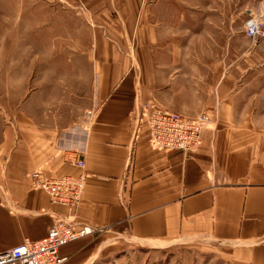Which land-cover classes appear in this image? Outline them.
Returning a JSON list of instances; mask_svg holds the SVG:
<instances>
[{
  "label": "crops",
  "instance_id": "crops-1",
  "mask_svg": "<svg viewBox=\"0 0 264 264\" xmlns=\"http://www.w3.org/2000/svg\"><path fill=\"white\" fill-rule=\"evenodd\" d=\"M262 1L0 0L3 36L16 23L37 37L63 26L57 44L34 48L36 67L48 62L50 75L23 77L16 90L0 77V250L43 240L67 218L35 184L77 172L60 151L71 147L85 150L88 176L70 219L103 232L63 248L66 264H113L126 242L161 249L183 240L264 264V41L252 46L237 24L242 13L263 12ZM75 16L91 32L88 51L75 44ZM86 51L97 86L89 134L77 127L84 105L74 103L76 93L86 102ZM44 90L65 91V100L48 103ZM147 102L207 114L200 149L152 148L137 125Z\"/></svg>",
  "mask_w": 264,
  "mask_h": 264
},
{
  "label": "built area",
  "instance_id": "built-area-1",
  "mask_svg": "<svg viewBox=\"0 0 264 264\" xmlns=\"http://www.w3.org/2000/svg\"><path fill=\"white\" fill-rule=\"evenodd\" d=\"M246 36L255 41L264 38V15L252 17L245 26ZM95 109L86 110L77 127L82 133L89 134L94 122ZM211 118L201 114L192 118L183 114L164 110L153 103H145L139 108L138 128L149 130V142L152 148L161 152L180 151L195 154L203 143L204 131L208 130ZM66 163L76 168L77 172L60 178H50L36 183L43 188L51 202L68 210L67 218H58L49 229L45 239L31 241L8 251L0 250V264H66L67 257L63 248L70 244L93 236L103 230L79 225L73 216L78 210L86 189L85 150L61 147ZM35 178L38 175L34 176Z\"/></svg>",
  "mask_w": 264,
  "mask_h": 264
},
{
  "label": "rangeland",
  "instance_id": "rangeland-1",
  "mask_svg": "<svg viewBox=\"0 0 264 264\" xmlns=\"http://www.w3.org/2000/svg\"><path fill=\"white\" fill-rule=\"evenodd\" d=\"M241 3V1H240ZM264 6V0L262 1ZM264 8V7H263ZM29 9L34 10V6H28ZM14 11V10H13ZM17 13L18 11H14ZM241 13H237V15ZM264 15L263 12L259 13L254 10L242 13L240 19H237V24L245 29L247 22L254 16ZM13 18V17H12ZM13 20V19H12ZM16 26L12 27L10 35L3 36L0 34V77L3 75L9 76L10 80L14 82L11 85V88L16 90L18 87V80L23 79V77H36V76H45L50 75L52 70L44 69L42 65L47 64L41 63L36 67V55L35 47L39 46H50L52 44H57V39L54 36L61 35L62 25H58V31L50 34L51 27L44 26L42 36H36V31H28L27 36L19 32ZM13 25V23H12ZM75 44H82L85 41L86 49L89 48L88 45L92 41L91 32L86 28V23L81 20L79 17L75 16ZM49 30V31H47ZM246 30V29H245ZM246 34V31H245ZM251 40V39H250ZM264 41V38L257 39L255 41L251 40V45L257 47V45ZM58 43H61L59 38ZM132 45L135 48L137 42L132 39ZM79 44V45H80ZM88 51V49H87ZM86 51V102H82L80 95L76 93L75 95V106H82V114L84 116L85 111L93 108L94 95L97 90L96 84V70L93 68L91 63L92 57L91 54ZM81 53H75V56H79ZM130 55V53H129ZM132 55V54H131ZM45 56V54H44ZM62 57V56H61ZM65 59V55H64ZM81 60V58H79ZM76 58V60H79ZM62 61V58H55L54 61ZM93 61V60H92ZM66 70H57L54 71L53 75H65ZM33 82V81H32ZM36 88L35 84H31V89ZM65 91L59 92L56 96V92L53 94L51 90H44L40 95L45 96L49 101L54 100V103L57 100L62 99L66 96ZM64 95V96H63ZM80 101V102H79ZM71 101H68V117L72 114L74 110L71 109ZM148 103V102H147ZM150 103V102H149ZM145 104V103H144ZM156 105V104H155ZM159 107V106H158ZM161 108V107H160ZM49 113L58 112L54 107L48 109ZM77 111V107H76ZM84 111V112H83ZM82 116V117H83ZM209 129V128H208ZM205 132V131H204ZM124 248L119 253H115L113 260L109 263L113 264H244L242 261L237 259L229 258L226 255L225 251L220 249L213 248L210 244L200 242V241H180L176 242L171 246L164 247L161 249H152L149 247H144L141 245H136L132 243H123Z\"/></svg>",
  "mask_w": 264,
  "mask_h": 264
}]
</instances>
